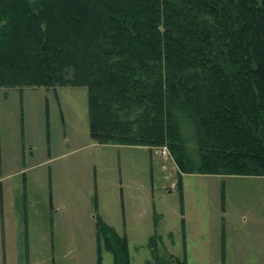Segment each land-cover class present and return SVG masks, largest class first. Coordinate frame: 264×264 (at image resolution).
<instances>
[{"label": "trees", "instance_id": "trees-1", "mask_svg": "<svg viewBox=\"0 0 264 264\" xmlns=\"http://www.w3.org/2000/svg\"><path fill=\"white\" fill-rule=\"evenodd\" d=\"M40 87L86 89L99 145L264 177V0H0V91ZM95 226L130 264L127 239Z\"/></svg>", "mask_w": 264, "mask_h": 264}, {"label": "rangeland", "instance_id": "rangeland-1", "mask_svg": "<svg viewBox=\"0 0 264 264\" xmlns=\"http://www.w3.org/2000/svg\"><path fill=\"white\" fill-rule=\"evenodd\" d=\"M87 112L84 88L0 91V264H113L97 219L130 264H264V177L179 178L164 147L93 141Z\"/></svg>", "mask_w": 264, "mask_h": 264}, {"label": "crops", "instance_id": "crops-1", "mask_svg": "<svg viewBox=\"0 0 264 264\" xmlns=\"http://www.w3.org/2000/svg\"><path fill=\"white\" fill-rule=\"evenodd\" d=\"M177 174L179 176V178H181L183 175H187V174H183V173H180L177 169ZM199 175H203V174H199ZM209 176H225V175H209Z\"/></svg>", "mask_w": 264, "mask_h": 264}, {"label": "built area", "instance_id": "built-area-1", "mask_svg": "<svg viewBox=\"0 0 264 264\" xmlns=\"http://www.w3.org/2000/svg\"><path fill=\"white\" fill-rule=\"evenodd\" d=\"M162 153H163V154H167L166 150H162Z\"/></svg>", "mask_w": 264, "mask_h": 264}]
</instances>
